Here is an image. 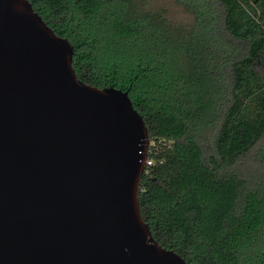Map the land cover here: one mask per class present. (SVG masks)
Wrapping results in <instances>:
<instances>
[{
    "label": "trees",
    "instance_id": "obj_1",
    "mask_svg": "<svg viewBox=\"0 0 264 264\" xmlns=\"http://www.w3.org/2000/svg\"><path fill=\"white\" fill-rule=\"evenodd\" d=\"M29 2L78 79L142 115L153 238L188 264H264V0Z\"/></svg>",
    "mask_w": 264,
    "mask_h": 264
},
{
    "label": "water",
    "instance_id": "obj_2",
    "mask_svg": "<svg viewBox=\"0 0 264 264\" xmlns=\"http://www.w3.org/2000/svg\"><path fill=\"white\" fill-rule=\"evenodd\" d=\"M73 57L29 0H0V264H188L141 215L142 115Z\"/></svg>",
    "mask_w": 264,
    "mask_h": 264
},
{
    "label": "rangeland",
    "instance_id": "obj_3",
    "mask_svg": "<svg viewBox=\"0 0 264 264\" xmlns=\"http://www.w3.org/2000/svg\"><path fill=\"white\" fill-rule=\"evenodd\" d=\"M169 0L165 1V0H150V2L153 4V5H166V6H169L170 5V10L173 14L175 15H179V9L178 8H175L173 6H171V4L168 2Z\"/></svg>",
    "mask_w": 264,
    "mask_h": 264
},
{
    "label": "built area",
    "instance_id": "obj_4",
    "mask_svg": "<svg viewBox=\"0 0 264 264\" xmlns=\"http://www.w3.org/2000/svg\"><path fill=\"white\" fill-rule=\"evenodd\" d=\"M150 145H151V143H150ZM146 165H147V166H151V165H153V162H152L151 160H147V161H146Z\"/></svg>",
    "mask_w": 264,
    "mask_h": 264
}]
</instances>
